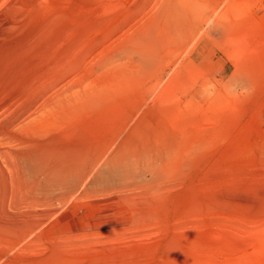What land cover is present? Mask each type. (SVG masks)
Segmentation results:
<instances>
[{"label": "rangeland", "instance_id": "obj_1", "mask_svg": "<svg viewBox=\"0 0 264 264\" xmlns=\"http://www.w3.org/2000/svg\"><path fill=\"white\" fill-rule=\"evenodd\" d=\"M213 5L211 50L201 34L191 53V33L151 55L128 82L102 79L112 81L105 87L111 93L73 105L59 127L43 126L44 143L93 141L103 151L127 135V118L139 111L132 125L154 140L157 183L97 194L58 189L46 199L24 188L0 155V264H264V0ZM141 81L137 91L151 86V93L136 102L132 87ZM78 126L91 141L68 136ZM104 200L115 208L110 218L102 214Z\"/></svg>", "mask_w": 264, "mask_h": 264}, {"label": "bare ground", "instance_id": "obj_2", "mask_svg": "<svg viewBox=\"0 0 264 264\" xmlns=\"http://www.w3.org/2000/svg\"><path fill=\"white\" fill-rule=\"evenodd\" d=\"M148 6V0H0V155L28 185L24 188L46 198L58 189L82 188V193L97 194L157 183L154 140L144 138L140 123L132 125L139 111L127 118L130 123L123 131L128 128L127 135H119L118 144L103 151L94 150L93 141L75 145L56 144V138L51 145L42 141L49 132L43 126L53 121L59 127L69 108L91 105L111 86L112 81L102 82L105 77L128 82L126 78L141 74L150 65L151 55L159 56L191 33V53L197 52L201 34L206 41L203 48L211 50L217 27L213 0H154L150 9ZM118 33L122 34L111 43ZM160 62L158 59L154 67H160ZM142 86L143 81L132 87L136 102L151 93L150 86L140 94L137 89ZM106 90L103 92H110ZM113 113L101 112L106 117ZM121 113L116 111L117 116ZM69 135L91 141L90 131L83 132L79 126ZM107 201L99 204L104 206L102 214L110 218L115 208ZM42 202L41 206L47 205Z\"/></svg>", "mask_w": 264, "mask_h": 264}, {"label": "clouds", "instance_id": "obj_3", "mask_svg": "<svg viewBox=\"0 0 264 264\" xmlns=\"http://www.w3.org/2000/svg\"><path fill=\"white\" fill-rule=\"evenodd\" d=\"M244 93L247 94V95H250L251 94V90H244Z\"/></svg>", "mask_w": 264, "mask_h": 264}]
</instances>
